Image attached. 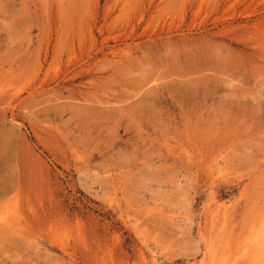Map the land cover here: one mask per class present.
<instances>
[{
    "label": "rangeland",
    "instance_id": "1",
    "mask_svg": "<svg viewBox=\"0 0 264 264\" xmlns=\"http://www.w3.org/2000/svg\"><path fill=\"white\" fill-rule=\"evenodd\" d=\"M0 264H264V0H0Z\"/></svg>",
    "mask_w": 264,
    "mask_h": 264
}]
</instances>
